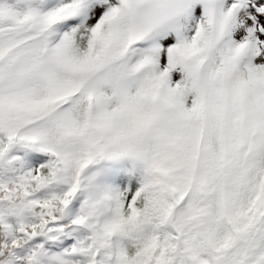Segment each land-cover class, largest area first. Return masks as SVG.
Returning a JSON list of instances; mask_svg holds the SVG:
<instances>
[{
    "label": "snow or ice",
    "instance_id": "1",
    "mask_svg": "<svg viewBox=\"0 0 264 264\" xmlns=\"http://www.w3.org/2000/svg\"><path fill=\"white\" fill-rule=\"evenodd\" d=\"M0 264H264V0H0Z\"/></svg>",
    "mask_w": 264,
    "mask_h": 264
}]
</instances>
